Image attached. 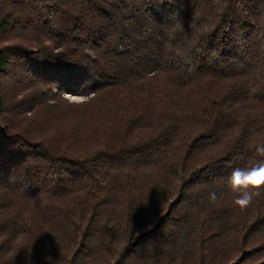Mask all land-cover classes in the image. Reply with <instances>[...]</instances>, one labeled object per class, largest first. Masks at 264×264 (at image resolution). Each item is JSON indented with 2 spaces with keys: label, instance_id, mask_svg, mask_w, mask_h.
<instances>
[{
  "label": "trees",
  "instance_id": "1",
  "mask_svg": "<svg viewBox=\"0 0 264 264\" xmlns=\"http://www.w3.org/2000/svg\"><path fill=\"white\" fill-rule=\"evenodd\" d=\"M3 31L0 264H264V190L225 183L264 144V0H0Z\"/></svg>",
  "mask_w": 264,
  "mask_h": 264
},
{
  "label": "clouds",
  "instance_id": "2",
  "mask_svg": "<svg viewBox=\"0 0 264 264\" xmlns=\"http://www.w3.org/2000/svg\"><path fill=\"white\" fill-rule=\"evenodd\" d=\"M258 159L233 168L226 177L227 190L234 194V203L241 208L248 205L254 196L264 190V144L252 146ZM218 199L216 191L209 192L210 202Z\"/></svg>",
  "mask_w": 264,
  "mask_h": 264
},
{
  "label": "rangeland",
  "instance_id": "3",
  "mask_svg": "<svg viewBox=\"0 0 264 264\" xmlns=\"http://www.w3.org/2000/svg\"><path fill=\"white\" fill-rule=\"evenodd\" d=\"M9 33L10 34L4 32V31H3V33H0V46L3 47V46H8L9 44H19V43L24 44V45L32 44V42L28 38L19 37V35H16L13 32H9ZM8 87H9V83H3L2 84V92L4 94L6 93V91L11 90ZM43 92H46V90L45 89H39L37 91H34V94L39 95ZM55 92H57V91H55ZM9 97H11V93H9L8 97H6V98H9ZM62 97L64 99H68L70 102H79V101H82L84 99L82 96L74 95V94H70V93H64V94H62ZM21 108H22V104L19 107V109H21ZM19 109L14 110L16 112V114L15 113L11 114V116L13 117V119H12L13 122H15L14 120L17 119V121L20 124H23L20 122L23 118H25L26 116L35 115V112L31 114L28 111L24 112L22 115L21 112L19 111ZM38 115H42V114L38 113ZM32 119H34V118H32ZM5 120H8L7 114L0 116V124L1 123L3 124V121H5ZM31 123L36 124V125L38 124L36 121H34V122L28 123L27 125H29ZM55 124L57 127L60 126V124H57V123H55ZM24 126H25V124H24ZM39 126H40V128L38 129V131L40 134L37 137H41L47 143H50V144L53 143V141L51 140V138H52L51 132H53L54 129H53V124H50V120L42 122V124H40ZM54 131H56V133L54 134V138H56V140L62 139L65 137V135L61 131H58V130H54Z\"/></svg>",
  "mask_w": 264,
  "mask_h": 264
}]
</instances>
